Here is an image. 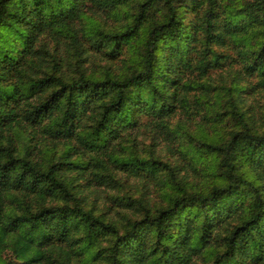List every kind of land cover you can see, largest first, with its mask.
Listing matches in <instances>:
<instances>
[{"label":"trees","instance_id":"16d2710c","mask_svg":"<svg viewBox=\"0 0 264 264\" xmlns=\"http://www.w3.org/2000/svg\"><path fill=\"white\" fill-rule=\"evenodd\" d=\"M0 264H264V0H0Z\"/></svg>","mask_w":264,"mask_h":264},{"label":"rangeland","instance_id":"374dc122","mask_svg":"<svg viewBox=\"0 0 264 264\" xmlns=\"http://www.w3.org/2000/svg\"><path fill=\"white\" fill-rule=\"evenodd\" d=\"M100 22H103L106 26L112 25V22L109 19H102L100 18ZM52 45V43L50 44ZM58 54L60 56H66V50L64 46H58ZM71 52V51H70ZM103 64L102 62L98 61V65L100 66ZM213 125L211 122H208L203 117V111L198 110L191 111L189 115H186L181 112H177L174 114L169 120V127L171 130L176 131L178 130V135L175 137L168 138L170 139L169 146H171L170 150L167 149V141L164 139V135L158 134L157 130L150 127L149 125H142L138 128L136 136V141L139 143V146L145 152V150H151L154 155L160 156L162 159H167L171 161L180 162V158L177 156L175 149L178 144H185L188 140L186 135H190L192 137H200V135H205L208 138L214 136L216 130L211 126ZM220 132L224 131L223 128L221 129V125H219ZM175 134V133H174ZM151 144V145H150ZM184 146V145H183ZM191 176V175H188ZM127 184L130 185V192L134 195L143 194L144 196H149L150 202H156L159 200V196L156 190L149 189L147 193L145 190L139 189L138 184L131 180L127 181ZM92 190H95V193H90V201L96 207H102L105 209V204L107 199V194H111L113 190L106 189L104 187H93ZM109 212H112L110 210Z\"/></svg>","mask_w":264,"mask_h":264}]
</instances>
